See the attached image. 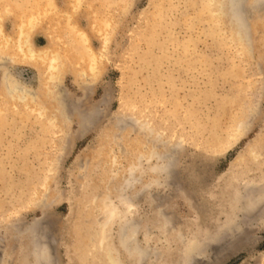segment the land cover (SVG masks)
<instances>
[{"label": "rangeland", "instance_id": "obj_1", "mask_svg": "<svg viewBox=\"0 0 264 264\" xmlns=\"http://www.w3.org/2000/svg\"><path fill=\"white\" fill-rule=\"evenodd\" d=\"M81 1L55 11L107 41L97 74L70 63L43 116L0 131V264H264V206L245 210L264 200V4L232 20L226 0ZM9 66L37 87L34 64Z\"/></svg>", "mask_w": 264, "mask_h": 264}, {"label": "bare ground", "instance_id": "obj_2", "mask_svg": "<svg viewBox=\"0 0 264 264\" xmlns=\"http://www.w3.org/2000/svg\"><path fill=\"white\" fill-rule=\"evenodd\" d=\"M28 1L31 2L30 0ZM79 2L82 3L81 0H73V6L77 5ZM255 2L264 4V0H255ZM92 3H95V1ZM242 3H243V0H226L227 8L230 13L229 15L231 16L232 20H236V18L239 17V15L241 14L243 10ZM15 4L16 3L11 2V0H5V1L0 0V131L3 130L2 128L5 127L6 123L10 122L11 117L12 118L19 117L21 118L19 122H22V123L25 122V116L27 115L28 111L33 110L37 116H40V117L43 116L45 112L41 105L42 104L41 97L45 93L51 94L54 91H56V89H58L59 79H60L59 77L60 75H62L65 69H67L68 66H71L73 64L77 65V62L83 63L84 66L82 68H84L83 72L85 74L87 72L92 75L94 74L96 75L98 65L100 64L99 61L100 59H102V56H103L102 55L103 49L107 47L105 44L106 40L105 38L102 37L103 41H102V46L100 50L95 51L92 49L89 43L88 32L81 26L77 25L76 23L71 22V9L70 10L64 9L63 11L61 9L62 12L61 11L60 12H61L62 18L60 20L63 21L64 24L60 22L59 26H57V23L55 22V20L52 19L54 17L53 16L54 14L52 13L57 14L58 12V11H55L56 3H54V0H35V1L33 0L32 6L30 5V7H28L29 9L25 7L27 5L25 4V6L24 5L19 6L20 8L19 10H14ZM225 5H222V6L225 7ZM69 7L71 8L72 6H69ZM94 8L95 7H93V9ZM215 9H217V7ZM224 9L222 10L224 11ZM97 14L98 13H96V15ZM8 17H10V19L13 22L11 30H7L5 28V20ZM45 17L49 18L50 20L46 21L44 19ZM41 30L45 31L47 35L49 36L47 44H44V45H39L38 43H36V39H35V35L37 34L36 32L41 31ZM10 63L14 65L16 63L34 64L37 69V72L35 75H33L34 77L33 81L34 82L37 81V87H33L25 83L22 77L24 75L22 71L13 72L10 69V66H9ZM59 96H62V95L60 94ZM32 103L34 105H32ZM45 116H47V112ZM48 117H49V114H48ZM48 120L50 121L52 125H55L53 124L55 122L54 116H50ZM19 122L17 121L16 124ZM163 157L164 156H162L161 158ZM170 165H171L170 160L169 161L166 160V162L162 165L163 166L162 169L167 170ZM132 169L133 168H131L130 170L132 171ZM134 178H137V177H134ZM131 179L132 178L130 177L126 178L125 187H129V185H131L129 184V182H131ZM250 191H251V187L249 190L247 188L245 191V196L248 195V198H251V196H249L251 195ZM125 198H126L125 201L129 203V207L130 206L132 207L133 204H135L133 203L132 200H130L129 195H125ZM263 206H264V200L260 199L257 202L253 203L252 205H250L249 207L247 206V209L245 210L253 213L254 211L256 212V210H261L262 209L261 207ZM114 213H117L115 209L110 211V215H113ZM136 227L137 226H135L134 223L130 224L129 226V230L131 231L130 235H127L126 228H123V232H125V235L123 236L122 241L124 242L125 246H128L130 242L133 243L134 247L132 248H134L136 252H138V254L140 253L141 255L140 257L143 258L145 255V251L142 249L141 246L138 245V240L135 236L136 232L138 231V228L136 229ZM99 238L103 240V236L101 237L100 235ZM128 240H130L129 243H128ZM103 241H105V239ZM43 250L44 251L41 254V256H39L36 252L33 253L36 260H41V261L47 260V255H49L47 254L48 250H46V248ZM148 253L150 254L149 251ZM109 259H110V264H123L120 260L116 259L111 254L109 256ZM31 264H38V261H35V263H31Z\"/></svg>", "mask_w": 264, "mask_h": 264}]
</instances>
